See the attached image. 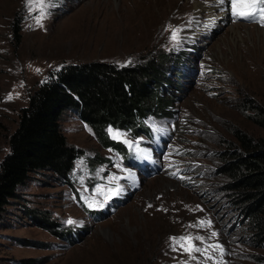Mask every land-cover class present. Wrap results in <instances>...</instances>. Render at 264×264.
<instances>
[{
    "label": "rangeland",
    "instance_id": "rangeland-1",
    "mask_svg": "<svg viewBox=\"0 0 264 264\" xmlns=\"http://www.w3.org/2000/svg\"><path fill=\"white\" fill-rule=\"evenodd\" d=\"M38 15L25 0H0V161L30 92L63 64L158 60L181 77L171 115H149L147 131L118 129L131 147L105 148L64 114L79 149L70 183L45 172L18 188L0 221V264H264L216 171L219 153L240 145L235 130L264 146L245 106L264 108V26L234 19L228 0H52ZM182 236L202 237L191 241L200 251L170 239Z\"/></svg>",
    "mask_w": 264,
    "mask_h": 264
},
{
    "label": "trees",
    "instance_id": "trees-1",
    "mask_svg": "<svg viewBox=\"0 0 264 264\" xmlns=\"http://www.w3.org/2000/svg\"><path fill=\"white\" fill-rule=\"evenodd\" d=\"M19 32L16 26L17 43ZM178 71L176 78L170 79L161 61L149 60L139 64L68 63L50 72L20 108L17 126L9 135V151L0 161V221L9 200L32 174L49 172L70 183L79 149L69 144L62 132L64 114L72 112L91 126L103 147L122 148L108 136L106 128L137 133L139 128L147 131L143 125L149 115H171L176 95L169 87L179 89ZM245 106L256 112L253 120L264 129V108L252 101ZM234 135L240 145L219 153L216 171L225 179L222 190L230 206L236 208L241 224L250 232L247 241L263 248L264 146L242 131L235 130ZM38 219L44 226L53 224L47 215Z\"/></svg>",
    "mask_w": 264,
    "mask_h": 264
},
{
    "label": "snow or ice",
    "instance_id": "snow-or-ice-1",
    "mask_svg": "<svg viewBox=\"0 0 264 264\" xmlns=\"http://www.w3.org/2000/svg\"><path fill=\"white\" fill-rule=\"evenodd\" d=\"M219 3L223 4L225 0H218ZM52 0H25V6L28 8L29 12L31 13L33 10H38L39 15L36 17V22L39 24L40 20L47 15V8L51 6ZM230 5L231 14L234 19H247L253 22L260 23L261 26H264V0H228ZM171 38L173 40H178V30H173ZM39 72V69L36 70ZM11 99V95L8 97ZM109 137L118 140L122 143L127 144L131 147V142L126 139V134L120 132L118 129H113L111 126L107 129ZM142 154V153H141ZM91 207V204H89ZM102 206V205H101ZM67 223L71 224L73 221L69 219ZM210 221H200L196 226L202 227L205 224L210 226ZM213 236L216 233H212ZM174 243L183 242L182 246L184 247L185 251H200L199 248H196L191 241L193 239L203 240L202 237H191V236H182V237H171L170 238Z\"/></svg>",
    "mask_w": 264,
    "mask_h": 264
},
{
    "label": "bare ground",
    "instance_id": "bare-ground-1",
    "mask_svg": "<svg viewBox=\"0 0 264 264\" xmlns=\"http://www.w3.org/2000/svg\"><path fill=\"white\" fill-rule=\"evenodd\" d=\"M195 7H196L197 11H200L202 9H207L206 7L200 5V3H197Z\"/></svg>",
    "mask_w": 264,
    "mask_h": 264
}]
</instances>
